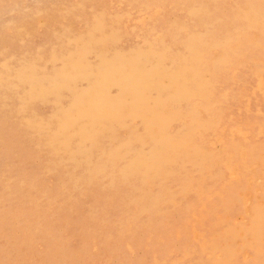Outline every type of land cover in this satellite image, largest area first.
Listing matches in <instances>:
<instances>
[{"label":"rangeland","instance_id":"obj_1","mask_svg":"<svg viewBox=\"0 0 264 264\" xmlns=\"http://www.w3.org/2000/svg\"><path fill=\"white\" fill-rule=\"evenodd\" d=\"M0 264H264V0H0Z\"/></svg>","mask_w":264,"mask_h":264},{"label":"bare ground","instance_id":"obj_2","mask_svg":"<svg viewBox=\"0 0 264 264\" xmlns=\"http://www.w3.org/2000/svg\"><path fill=\"white\" fill-rule=\"evenodd\" d=\"M245 61V60H244ZM237 63V62H236ZM260 69V68H259ZM256 72V71H255ZM255 74V73H254ZM244 133V132H243ZM259 179V178H258ZM246 197V196H245ZM247 201H248V199H247ZM247 209V208H246Z\"/></svg>","mask_w":264,"mask_h":264}]
</instances>
